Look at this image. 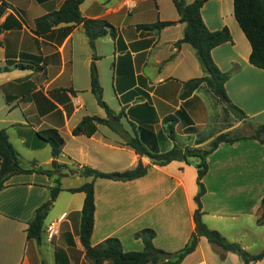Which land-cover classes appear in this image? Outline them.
I'll list each match as a JSON object with an SVG mask.
<instances>
[{"label":"crops","instance_id":"obj_1","mask_svg":"<svg viewBox=\"0 0 264 264\" xmlns=\"http://www.w3.org/2000/svg\"><path fill=\"white\" fill-rule=\"evenodd\" d=\"M65 0H0V131L5 130L22 168L52 169L51 146L37 135L55 130L63 139L51 176L37 172L11 176L0 191V264H91L79 240L83 192H69L93 182L94 223L91 246L118 239L125 252L142 251L134 235L155 232L153 244L176 252L194 231L197 171L193 163L172 161L158 166L136 154L107 126L97 125L91 136L74 135L85 117L105 118L91 92L92 51L82 25L60 24L46 34L34 33L35 21L57 11ZM194 0H185L187 4ZM129 2L135 6L129 7ZM86 19L106 20L115 30L95 42V65L103 100L118 114L124 130L146 148L161 154L195 139L201 147L214 137L239 127L226 114L233 105L244 113L252 133L264 123V70L250 64V44L234 16L233 0H206L200 15L206 28H227L231 40L211 51L218 69L228 74V101L219 106L201 85L182 100L183 84L205 75L195 50L175 43L184 36L172 0H84ZM173 22L160 30L139 28ZM238 112L237 110H235ZM239 113V112H238ZM240 114V113H239ZM174 117V139L164 132V118ZM170 123V121L168 122ZM248 137V136H246ZM146 165L144 176L128 181L92 180L80 175L88 167L120 173ZM202 179V221L227 242L250 255L264 250V224H258L264 196V145L255 139L220 143L206 156ZM60 191L48 212L39 240L27 237L28 223ZM58 223L48 239L46 226ZM147 264H163L147 263ZM179 264H244L201 237ZM254 264H264V258Z\"/></svg>","mask_w":264,"mask_h":264},{"label":"trees","instance_id":"obj_2","mask_svg":"<svg viewBox=\"0 0 264 264\" xmlns=\"http://www.w3.org/2000/svg\"><path fill=\"white\" fill-rule=\"evenodd\" d=\"M83 1L84 0H65L57 11L38 18L34 25V33L38 35L46 34L60 24L68 25V29L82 25L84 33L88 38V45L93 53L90 64L91 92L97 104L104 109L106 117H85L73 129L72 133L74 135L83 134L91 136L95 133L97 125L107 126L122 139L125 145L132 148L136 154L148 158L153 164L163 166L172 161H184L186 164H195L198 184V192L194 198L197 205L193 214L195 224L194 231L186 245L176 252H166L156 248L153 244L155 232L152 229H142L134 235L142 241V251L125 252L122 249L120 241L115 238H110L99 245L91 246L90 236L93 229L95 209L93 182L91 181L77 188L68 189L69 192H83L85 194L81 211L79 240L84 249L86 259L91 264H147L158 262H162L163 264H179L186 255L196 248L201 237L221 248L223 251L237 253L244 264H254L263 259L264 250L257 255H250L243 250L239 244L229 243L217 231L209 229L202 221L200 199L205 192L202 179L207 172L206 156L223 142L234 143L240 139L248 138L258 140L264 145V123L259 125L248 137L230 138L228 137V133H221L213 139L208 149L181 150L177 147H173L171 150L161 154L150 152L138 137L129 136L124 130L120 123V119L124 115V112L120 111L116 114L103 100L102 87L99 83L98 72L95 65V60L97 59L94 54L95 42L97 39L107 34L115 38L116 33L114 28L106 20L86 19L82 17L80 13V4ZM172 2L178 12L179 22L185 24L184 36L180 41L175 43V46L179 47L182 43L189 44L195 50L200 65L205 73V75L200 78L185 82L180 93V98L182 100L187 99L201 85H205L212 94L222 98L224 101H228L224 90V84L228 79V74L218 69L211 56V51L215 47L231 40L228 29L223 28L218 31H210L206 28L200 15V9L206 0H194L190 4H187L185 0H172ZM4 6V3L0 5V14ZM233 6L236 21L251 47L249 62L251 65L264 70V0H233ZM172 24L173 22H158L153 25H142L139 28L160 30ZM2 30L3 27L0 24V34ZM230 107L244 116V113L235 106L230 105ZM163 121L175 122V118L170 116L164 118ZM170 130L171 134L173 132L172 127ZM37 135L51 146V155L53 157L52 169L44 170L37 168L35 170H26L22 168L18 159V153L10 143L6 131H0V191L5 187L6 181L13 175L33 171L51 176L53 172L60 167L56 159L61 153V147L63 145L62 137L55 130L40 131ZM147 168L148 167L141 162H139L135 168L120 173H103L84 167L80 171V175L91 177L92 180L104 178L115 181H128L144 176L147 172ZM60 190L58 184L50 189L49 200L36 210L34 218L28 223V238L40 239L44 220ZM257 223L264 224V196L261 202V215L257 219Z\"/></svg>","mask_w":264,"mask_h":264},{"label":"rangeland","instance_id":"obj_3","mask_svg":"<svg viewBox=\"0 0 264 264\" xmlns=\"http://www.w3.org/2000/svg\"><path fill=\"white\" fill-rule=\"evenodd\" d=\"M211 93V92H210ZM212 94V93H211ZM214 99H216V103L217 105L219 106H222L224 105V100L220 97H217L216 95L212 94ZM228 110H226V114L228 115L229 117V122H231V124H238V123H242V124H239V127L238 128H235L234 130L230 131V132H226L229 134L228 137L230 138H237V137H242V136H249L252 134V130L250 126L247 125V123L245 122H242L243 120V116L241 114H239L238 112H236L233 108H231L230 106L227 107ZM174 122L170 121V123L168 122H164L163 123V129H164V132L168 135L169 138L171 139H174V131L170 134V128L172 127L173 129V126H174ZM218 136V135H217ZM216 136V137H217ZM214 137V138H216ZM213 138V139H214ZM213 139L208 143L206 144V146H200L198 145L200 142L198 139H195L194 142L186 145V146H178V145H174V147H177L181 150H185V149H208L211 142L213 141ZM81 171V170H80Z\"/></svg>","mask_w":264,"mask_h":264},{"label":"built area","instance_id":"obj_4","mask_svg":"<svg viewBox=\"0 0 264 264\" xmlns=\"http://www.w3.org/2000/svg\"><path fill=\"white\" fill-rule=\"evenodd\" d=\"M130 8H133L135 5L131 2L128 3ZM46 233L48 239H52L58 233V223L54 222L46 226Z\"/></svg>","mask_w":264,"mask_h":264}]
</instances>
